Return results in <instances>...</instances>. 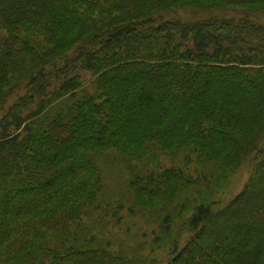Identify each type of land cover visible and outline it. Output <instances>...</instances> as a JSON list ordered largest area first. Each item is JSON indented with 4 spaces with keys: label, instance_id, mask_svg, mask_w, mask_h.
<instances>
[{
    "label": "trees",
    "instance_id": "16d2710c",
    "mask_svg": "<svg viewBox=\"0 0 264 264\" xmlns=\"http://www.w3.org/2000/svg\"><path fill=\"white\" fill-rule=\"evenodd\" d=\"M112 151L164 263L84 224ZM192 160L254 166L216 208ZM120 261L264 264V0H0V264Z\"/></svg>",
    "mask_w": 264,
    "mask_h": 264
},
{
    "label": "rangeland",
    "instance_id": "374dc122",
    "mask_svg": "<svg viewBox=\"0 0 264 264\" xmlns=\"http://www.w3.org/2000/svg\"><path fill=\"white\" fill-rule=\"evenodd\" d=\"M84 87H90L91 76L84 74ZM163 166H170L172 158L161 157ZM180 166V162H178ZM153 164V163H152ZM139 165L134 163V171ZM216 164H198L194 160L189 167L197 170L213 172L211 199L216 208L223 207L231 201L243 188L251 174L253 162H248L234 172L220 169ZM211 168V169H210ZM132 169L128 167L116 152H107L99 163L98 199L101 206L98 210H90L84 218V224L100 240L110 241L116 247L126 251V257L139 256L141 259L152 260L153 257L165 262L168 258L167 248L160 249L156 254L151 250L154 230L158 232L164 213L160 215L153 210V202L137 201L135 193L129 186ZM159 208V207H158ZM157 208V209H158ZM116 264H121L117 262Z\"/></svg>",
    "mask_w": 264,
    "mask_h": 264
}]
</instances>
